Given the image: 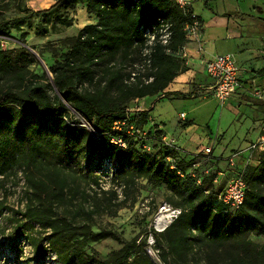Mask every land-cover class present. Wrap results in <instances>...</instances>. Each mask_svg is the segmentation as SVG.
I'll return each mask as SVG.
<instances>
[{
	"label": "rangeland",
	"instance_id": "374dc122",
	"mask_svg": "<svg viewBox=\"0 0 264 264\" xmlns=\"http://www.w3.org/2000/svg\"><path fill=\"white\" fill-rule=\"evenodd\" d=\"M55 4L56 0H10L0 4V21L26 18L19 30L12 28L0 37V51L11 52L15 58L22 48L26 49L32 56L29 70L46 80L52 78L50 70L55 60L69 51L79 31L97 23L85 4L60 9L65 23L58 22L53 12L42 13ZM241 5L249 14L259 11V7L264 11V0H241ZM195 10L207 19L212 16L201 3ZM177 57L182 72L191 69L187 58ZM116 62L119 68L120 58ZM128 62L124 65L126 72L149 73L145 66L138 71V64L131 67ZM107 95L114 97L109 90ZM184 95L188 97H171L164 91L127 104L128 114L137 125V129L129 130L131 137L146 142L148 152L152 148L153 153L159 149L170 152L168 160L177 157L185 162L198 161L188 173L196 176L197 184L206 180L202 196L212 198L205 205L201 221L186 232L187 242L181 249L184 255L168 248L165 234L172 224L159 232L156 220L164 204L182 212L198 207L200 200L192 202L186 187L147 179L142 167L120 171L118 149L97 146L90 150L84 142L76 143L67 126L80 125L83 118L68 103H64L67 114L63 118L67 126L31 113L18 115L13 110L18 107L10 104L5 108L9 114L0 117V163L15 154L5 175H0V264H231V258L241 259L243 264H264V229L253 221L244 223L242 229L233 219L235 214L228 218L217 214V202L226 193L235 171L246 164V159H241L249 156L250 141L257 139L251 132L253 123L260 121L248 109L237 115L228 106L219 107L231 99L218 105L212 97H199L197 89ZM144 111H149L148 119L142 115ZM186 122L193 123L187 131L191 126ZM38 128L47 143L36 151L37 160L30 162ZM164 137L167 143L162 141ZM207 146L213 147V156L224 153V157L209 161L202 154L196 156ZM238 151L244 152V158L238 159L239 167H232L226 159ZM261 153L247 157V166H256ZM59 186L64 187L63 192L48 201ZM229 210L233 213L237 209ZM153 230L160 234L158 243ZM128 250L131 253L126 258Z\"/></svg>",
	"mask_w": 264,
	"mask_h": 264
},
{
	"label": "trees",
	"instance_id": "16d2710c",
	"mask_svg": "<svg viewBox=\"0 0 264 264\" xmlns=\"http://www.w3.org/2000/svg\"><path fill=\"white\" fill-rule=\"evenodd\" d=\"M7 1L10 0H0V4ZM79 4L86 5L87 12L96 16L97 23L79 31L69 51L55 60V66L50 70L52 78L49 80L29 70L32 56L26 49L22 48L15 58L11 52L0 51V117L9 114L5 108L14 104L18 108L13 110L18 115L31 113L66 125L63 120L67 114L64 103H68L83 118V123L77 127L66 125L76 143L84 142L90 150L98 149L97 146L105 150L110 147L118 149L121 153L120 171L142 167L147 179L153 177L159 183L186 187V191L191 193V201L198 199L200 203L191 212L183 210L165 234L172 253L184 255L181 249H184V243L187 242L186 232L201 221L205 205L212 198L202 196L206 180L197 184L196 176L188 173V169L198 161L192 159L185 162L177 157L168 160L171 153L167 150L159 149L153 153L155 150L152 148L153 151L148 152L145 150L146 142L131 137L129 130L137 129V125L128 114L127 104L132 100L163 93L178 74L184 71L177 52L186 46L185 26L195 13L192 9L185 11L179 8L171 0H56L54 6L42 13L53 12L58 22L65 23L67 20L59 15L60 9H75ZM19 9L21 12L28 11ZM25 21L26 18L1 20L0 37H4L12 28L19 30ZM162 22L168 26L167 32L171 34L167 45L160 39L164 35L160 31L164 29ZM24 58L30 60L26 62ZM119 58L121 62L117 68L116 61ZM127 61L131 67L138 64V71L142 65L145 66L149 73L142 75L140 72H126L124 65ZM108 90L114 95L113 99L107 95ZM167 95L185 97L177 92ZM142 115L148 119L149 111L142 112ZM84 124L100 134V137L94 139ZM38 131L39 136L30 148V162L37 160L36 151L42 143H47L39 128ZM115 138L123 139L127 148L115 145L112 142ZM1 150L5 152L6 148ZM14 156L9 155L1 161L0 175H5ZM179 171L183 177L178 174ZM244 180L247 191L243 206L231 213L229 206L220 201L217 202V214H225L226 218L235 214L233 219L237 220L242 229L244 223L250 221L264 229V151L256 166L245 168ZM191 185L192 189L189 188ZM63 190L64 187L59 186L47 200L57 198ZM153 234L158 243L160 234L155 231ZM130 253L128 250L126 258ZM231 264L243 262L231 258Z\"/></svg>",
	"mask_w": 264,
	"mask_h": 264
},
{
	"label": "crops",
	"instance_id": "0c3cea01",
	"mask_svg": "<svg viewBox=\"0 0 264 264\" xmlns=\"http://www.w3.org/2000/svg\"><path fill=\"white\" fill-rule=\"evenodd\" d=\"M198 3H201L212 12V16L209 19L205 15H199L196 12L195 6ZM192 10L201 20L202 42L186 43L187 54H189L186 64L191 69H188L187 72H180L169 84L165 90L166 93L177 92L184 95V93L189 94L197 89L199 97L203 99L211 98L207 89L212 84V81L205 71L203 62L211 60L215 56L232 55L242 72L241 88L230 101L219 107L223 109L228 106L237 115L240 114L242 109H248L249 112L255 113L254 116L256 120L260 121V124L255 121L251 132L256 134L258 139L264 125L263 8L259 7V11H250L249 14L247 7L245 8L241 5V0H200L193 5ZM203 90H206V96L204 97ZM258 90L263 92V97L259 98L255 95ZM184 96L185 98L188 97ZM171 97L178 96L172 95ZM192 97L195 96L192 95ZM258 113L260 114L259 116H257ZM180 118L182 121L186 120V116L184 118L180 116ZM192 124V122L185 123L186 126H191ZM192 126L185 131L192 128ZM255 141H250L249 144ZM177 143L183 149L181 142L178 141ZM223 154L216 157L213 156V159L224 157Z\"/></svg>",
	"mask_w": 264,
	"mask_h": 264
},
{
	"label": "built area",
	"instance_id": "2783aa9c",
	"mask_svg": "<svg viewBox=\"0 0 264 264\" xmlns=\"http://www.w3.org/2000/svg\"><path fill=\"white\" fill-rule=\"evenodd\" d=\"M173 1L177 6H179L181 9L186 10L190 9L192 5L199 1V0H171ZM162 27L164 29L160 30L164 35L161 36V41L164 45H167L170 40V33L167 32L168 26L163 24ZM185 32L187 37V42H195V43H201L202 42V24L199 21L196 14H192L190 21L187 22L185 26ZM200 50V49H199ZM198 50V51H199ZM178 56H183L185 59L187 58V47L181 48L177 52ZM205 71L209 78L212 81V84L208 87V95H210L213 99L216 100L218 104H225L228 100H230L237 91L241 88V69L237 66L236 60L232 55H223V56H215L211 60H207L203 62ZM256 96L259 98L263 97V92L258 90L255 93ZM182 118L185 117V114L181 115ZM86 128L90 131L92 137L94 139H97L100 137V134L93 131V129L85 124ZM116 129H119V126H116ZM140 133V132H139ZM144 135V134H143ZM145 136V135H144ZM163 142L167 143V139L164 137L162 139ZM115 145L127 148L126 143L121 138H115L112 141ZM196 156L202 154L203 156H206L208 160H210L213 157V147L207 146L204 149L201 150ZM264 151V125L263 130L259 138L251 143L248 147V153L249 156H246L244 158V152H235L232 154L231 157L227 158L226 161L232 167H239L237 166V161L240 158H244L241 160L246 159V164L243 166V168H238L237 171H235V176H233L232 180L229 182L226 193L221 197V201L229 206V208L232 209H240L244 202L246 197V191H247V184L244 180V170L247 165H250L247 161V157L249 159L255 154V153H261ZM197 164H194V167H196ZM181 177H183V173L179 171L178 173ZM195 177V176H193ZM201 181L198 180V183ZM160 214L163 216H166V218L160 223L162 225V228H158V223L156 220V230L159 232L165 231L175 220L179 218V216L182 214V210L177 208H172L168 204H164L160 208ZM153 241V239H152ZM154 244V242L152 243Z\"/></svg>",
	"mask_w": 264,
	"mask_h": 264
},
{
	"label": "bare ground",
	"instance_id": "6f19581e",
	"mask_svg": "<svg viewBox=\"0 0 264 264\" xmlns=\"http://www.w3.org/2000/svg\"><path fill=\"white\" fill-rule=\"evenodd\" d=\"M29 47V46H28ZM166 218V216H163V215H160L158 220H157V223H158V228H162V225L160 224L164 219ZM155 256V255H154ZM153 257V255H152ZM154 258V257H153ZM156 260V259H155ZM157 261V260H156ZM158 263V262H157Z\"/></svg>",
	"mask_w": 264,
	"mask_h": 264
},
{
	"label": "water",
	"instance_id": "95a60500",
	"mask_svg": "<svg viewBox=\"0 0 264 264\" xmlns=\"http://www.w3.org/2000/svg\"><path fill=\"white\" fill-rule=\"evenodd\" d=\"M25 47H27V46H25ZM28 48V47H27ZM32 50V49H31ZM33 51V50H32ZM38 56V55H37Z\"/></svg>",
	"mask_w": 264,
	"mask_h": 264
}]
</instances>
